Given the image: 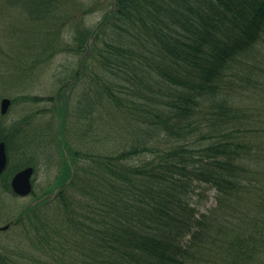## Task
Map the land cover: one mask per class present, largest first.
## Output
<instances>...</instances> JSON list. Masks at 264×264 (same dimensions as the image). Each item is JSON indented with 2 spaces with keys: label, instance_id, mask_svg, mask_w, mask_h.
Wrapping results in <instances>:
<instances>
[{
  "label": "trees",
  "instance_id": "1",
  "mask_svg": "<svg viewBox=\"0 0 264 264\" xmlns=\"http://www.w3.org/2000/svg\"><path fill=\"white\" fill-rule=\"evenodd\" d=\"M113 1L94 28L81 20L92 10L76 3L67 14L75 0L34 2L35 21L50 18L41 31L47 58L59 50L54 26L74 17L66 48L81 56L74 82L92 84L79 114L121 120L131 138L122 147L79 151L59 126L63 187L27 209L23 232L32 254L19 256L40 264L50 255L60 264H264L262 141L226 90L250 64L264 65V0ZM254 71L259 88L264 66ZM63 91L12 102L56 100L62 119ZM30 120L12 131L0 121L9 155L41 138L38 129L21 132ZM202 186L215 193V207L204 211L192 198Z\"/></svg>",
  "mask_w": 264,
  "mask_h": 264
},
{
  "label": "rangeland",
  "instance_id": "2",
  "mask_svg": "<svg viewBox=\"0 0 264 264\" xmlns=\"http://www.w3.org/2000/svg\"><path fill=\"white\" fill-rule=\"evenodd\" d=\"M34 2L35 0H0V96L10 99L11 103L13 99L20 98V96L47 98L55 96L59 88L64 85L63 93L65 92L64 94L69 97L67 116L65 118L63 114L62 119L57 117L56 121L53 115L56 111L53 109L54 103L41 100L38 103L27 101L21 102V104L16 101L10 106L7 114L0 118L9 129L21 118L32 117L30 126L24 128V133L32 135L35 134L33 131L37 129L45 134L46 126H48V135L43 137L44 157L51 156L53 153L51 156L54 157L53 164L48 160L49 164L47 165L43 160L42 166L39 167L41 169L39 176L42 184L41 189L46 190L55 182L61 168V156L54 137L57 135L56 125L63 124V138L79 151H85L91 147H96L101 151L110 150L114 146L122 147L125 142L130 140L131 134L121 120L115 122V120L97 118L92 122L88 114H79V98L89 91L88 88L92 84L85 79L79 84H75L73 81L81 59V56L66 50L67 47L73 45L70 40L75 31L74 17L70 18L59 30L58 26H54L57 36L53 42L57 44V47L59 46V50L53 57L47 58L49 52L43 53L44 39L41 31L43 23L49 22L50 18L35 21L34 16H31L35 11ZM76 3L81 11L83 9L92 10L84 14L81 19L84 26L88 28L97 26L106 12L110 13L114 10L112 8L113 0H75L74 4L68 3L65 6L67 14L71 12ZM62 13L56 12L51 15H57L59 17L57 21H59L65 15ZM259 51L264 54V46H261ZM260 60L262 62V59ZM251 62L253 61L251 60ZM261 66L264 65L260 64L259 66L252 63L250 68L241 70L243 73L237 74L235 79L231 78L233 83L226 90L237 97L239 106L245 112L246 122H250L252 129L258 130V133L253 136L255 140L262 141V153H264V78L258 88L253 84L254 75L250 74V72L255 73L254 69L261 68ZM238 68L236 67V69ZM255 79H258V76H255ZM85 84H87V88L84 87ZM107 122L111 124L107 126ZM87 129L89 133H87ZM115 131L117 132L114 135H108ZM92 134L97 135L96 141L91 136ZM86 135L87 137H85ZM58 137L60 140L62 139L61 134ZM28 146L31 147L32 144ZM261 161L264 163V154L261 156ZM214 194V191L209 190L207 186H202L192 194L193 202L196 203L198 209L203 211L215 207ZM5 201L8 208H11V217L18 213L12 209L18 206L20 208V206L31 202L30 198L17 202L6 198ZM5 237L7 242H2L4 250L1 251V256L11 259L14 264H40L35 260L26 258L20 260L18 257L21 254H32L26 250L27 239L24 232L18 233V231L11 230ZM50 256H44L41 264H60L59 258H57V262H54L55 258L53 255ZM74 259H70V263L72 260L77 263Z\"/></svg>",
  "mask_w": 264,
  "mask_h": 264
},
{
  "label": "flooded vegetation",
  "instance_id": "3",
  "mask_svg": "<svg viewBox=\"0 0 264 264\" xmlns=\"http://www.w3.org/2000/svg\"><path fill=\"white\" fill-rule=\"evenodd\" d=\"M23 128L24 127L21 128L22 131ZM6 148L7 146L5 145L4 149L7 155V158H5L6 165L3 171L0 172V253L4 250L3 244L5 243L4 241H6V234H9L11 230H15L17 232L18 229L20 230L24 226L25 213L23 212H26V209L37 205L42 200L52 197L50 194H46L43 189H41L42 184L39 178L41 169L39 167H41L43 163L42 153L37 151L38 156L32 151H30V154L27 151H21L20 154H17V150L15 149L16 152L14 151L11 155H9ZM51 156L46 157L53 164L54 157ZM28 167L32 168L31 177L29 178L31 193L26 196H21L14 192L12 179H14L17 173ZM6 198L16 202L30 198L31 202L20 206V208L18 206L15 207V209H12L14 212L18 211V213L16 216L11 217V208H8L9 206L6 205ZM4 226H6V229L3 228Z\"/></svg>",
  "mask_w": 264,
  "mask_h": 264
},
{
  "label": "water",
  "instance_id": "4",
  "mask_svg": "<svg viewBox=\"0 0 264 264\" xmlns=\"http://www.w3.org/2000/svg\"><path fill=\"white\" fill-rule=\"evenodd\" d=\"M10 105V100L9 99H2L0 103V113L4 115L7 112V109L9 108ZM4 144L1 142L0 143V172L4 169L6 165V154H5V149ZM32 169L27 168L20 173H18L12 182V187L13 190L20 194V195H27L31 191L30 187V181L28 178H30ZM6 228V227H5Z\"/></svg>",
  "mask_w": 264,
  "mask_h": 264
}]
</instances>
